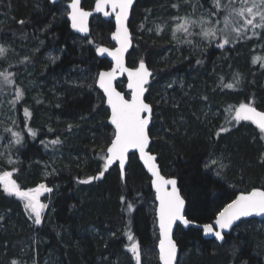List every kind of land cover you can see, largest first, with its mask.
Listing matches in <instances>:
<instances>
[{"label": "trees", "instance_id": "trees-1", "mask_svg": "<svg viewBox=\"0 0 264 264\" xmlns=\"http://www.w3.org/2000/svg\"><path fill=\"white\" fill-rule=\"evenodd\" d=\"M94 1L81 6L92 10ZM209 12L215 13L214 23L223 13L212 0H137L128 24L132 49L126 65L143 60L153 73L144 99L152 107L150 152L160 172L177 179L185 214L197 224L212 223L238 194L264 189L262 133L250 121L234 120L241 103L264 111V61L253 63L254 57L264 58V29L249 28L223 47L218 37L201 36L199 27L173 37L179 22L174 18L198 19ZM67 13L65 2L0 0V46L8 49L0 72L14 74L13 85H0L14 118L10 128L0 126V174L11 172L22 191L40 184L52 190L42 198L47 207L37 225L25 201L0 185V264H136L127 251L128 235L141 246L142 264H159L154 193L136 155L129 157L124 179L115 166L100 180L80 183L103 171L114 133L95 86L98 73L110 68L95 50L113 48L114 25L94 16L89 37H78ZM124 82L117 89L123 91ZM229 83L234 87L227 88ZM16 87L23 97L13 103ZM205 104L217 118L200 120L198 109ZM7 129L19 132L22 143L15 144ZM49 156L61 159L54 175L44 168ZM175 240L177 264H264V220L240 222L224 244L180 227Z\"/></svg>", "mask_w": 264, "mask_h": 264}, {"label": "snow or ice", "instance_id": "snow-or-ice-1", "mask_svg": "<svg viewBox=\"0 0 264 264\" xmlns=\"http://www.w3.org/2000/svg\"><path fill=\"white\" fill-rule=\"evenodd\" d=\"M56 0H52L55 4ZM213 7L217 11H223V28L217 29L215 24L220 23L217 19L215 23L212 16L215 13L209 12L208 16L201 15L198 19L189 17H177L179 22L173 30V37H176L177 32H183L191 35L190 28L199 27L200 35L204 38L215 39L219 34L222 37V42L218 47H223L229 42H234L244 37V33L249 29H264V0H228V3H222L221 0H212ZM133 0H96L95 11L104 12L105 16L109 13L105 11L106 6L110 5L116 18V31L113 33V39L119 45L115 50H109L104 47H98V53H107L114 61V67L111 71L100 72L98 77L99 87L103 89L107 103L111 108V124L114 126V133L111 143L107 146L106 154L103 159L104 170L95 177H89L88 180L80 181V183H90L94 179H100L115 161L119 162L121 169V178L126 176L125 162L129 149H136L140 154L148 171L152 174V186L156 191V199L159 202V207L156 209L159 222V260L161 264H174L177 256V244L172 238L173 224L179 221L185 226L195 223L194 220L187 218L185 214V198L181 196L177 188L175 179H165L160 175L156 164L155 157L146 152L149 146V124L151 121L152 108L145 103L143 97L145 93V85L149 83V78L152 73L149 72L145 62L140 61L138 67L129 69L125 67L123 54L127 51L130 44V37L125 21L128 20L129 8L132 6ZM177 7V5H173ZM70 11L67 15L71 21V27L79 32H87V19L89 12L84 11L79 6V0H71L68 5ZM23 23V21H20ZM143 27V26H142ZM161 29L157 27L159 32ZM253 35L257 33L253 32ZM191 43V41H187ZM8 49L0 46V58L7 55ZM27 59V58H25ZM257 60L264 61V58L254 57L253 63ZM199 63V61H197ZM264 67V62L261 63ZM126 72L128 76V88L131 90V99H126L120 92L112 87V81L115 78L116 72ZM237 83L239 82L237 77ZM14 74L5 70L0 72V85H13ZM227 88H233L234 84H227ZM23 97V90L15 88V100L19 101ZM25 116L30 113L27 109ZM234 120L251 121L256 125L264 138V111H258L252 103H241L234 109ZM226 129H221L225 131ZM10 131L14 143L19 145L22 143L23 136L19 132ZM29 134L35 136V132L28 129ZM53 144L59 143L58 140L52 141ZM2 155V154H0ZM9 163L13 161L9 160ZM216 163V161H213ZM223 166V165H221ZM12 173L5 171L0 174V185L3 186V191L9 196H16L25 201L24 208L30 217L34 216V223H41V212L46 205L40 203L39 196L41 192H50L44 184L38 185L35 189L22 191L16 182L11 179ZM171 186L170 190L167 186ZM123 199V197H122ZM129 209L132 205L129 204ZM264 214V191L253 189L251 192L241 194L227 203L221 210L216 213L214 225L203 224L202 229L205 234H212L216 240H224L222 231L230 229L236 221L242 217H249ZM214 226L219 230L214 231ZM127 239L131 242L127 245V251L132 254L136 264H142V250L138 242L135 241L132 235H128ZM11 264H17L16 260H12Z\"/></svg>", "mask_w": 264, "mask_h": 264}, {"label": "water", "instance_id": "water-1", "mask_svg": "<svg viewBox=\"0 0 264 264\" xmlns=\"http://www.w3.org/2000/svg\"><path fill=\"white\" fill-rule=\"evenodd\" d=\"M51 4H53L52 3V0H48ZM66 1V3H65V7L67 8V10L68 11H70V9L68 8V5L71 3V0H56V2H55V4H59V3H61V2H65ZM136 1L137 0H133V4H132V6L129 8V16H128V20H126L125 21V26L127 27V29H128V24H129V21H130V15H131V13H132V11H133V8H134V6H135V3H136ZM82 3H83V0H79V6H80V8L82 9V10H84V11H87V12H89L90 13V15L88 16V19H87V27H88V31L87 32H79V31H77L76 29H73L72 27H71V21H70V19H69V17H68V15L66 16V18L65 19H67V21H68V23H69V28L71 29L70 31H72L73 33H75L76 35H78V37L80 36V37H82V38H88L89 37V35H90V26H89V24H90V21H91V19H92V17H94V16H100L101 18H103L104 20H106V21H108V20H112V23H113V25H114V30H113V32L111 33V35H110V40L109 41H111V43L114 45L113 46V48H109V47H105V46H98V47H104V48H107V49H109V50H115L119 45L117 44V42H116V40H114L113 39V33L116 31V18H115V13L112 11V9H111V6L110 5H108V6H106V8H105V11H107L108 13H109V15L108 16H105L104 15V12L103 11H101V12H97V11H95V6H96V0L94 1V4H92V10H85L84 8H82ZM128 32H129V37H130V44H129V47H128V49H127V51L126 52H124V54H123V61H124V64H125V67H127V68H129V69H132V68H135V67H138V65H139V63L140 62H138V64L135 66V67H129L128 65H126L127 64V57H128V55H129V51H131V49H132V40H131V32H130V29H128ZM97 47V48H98ZM97 48H96V50H95V54L97 55V57L98 58H100V59H105V60H107L108 62H109V66H110V68L108 69V70H103V72H108V71H111L112 69H113V67H114V61L112 60V57L111 56H109L107 53H103V54H101V53H98L97 52ZM147 66V65H146ZM147 68H148V70H149V72L150 73H152V70L147 66ZM100 72H102V71H100ZM99 72V73H100ZM99 73H98V75H97V77H96V82H95V86H96V90H98L101 94H102V96H103V98H104V101L103 102H105V106L107 107V109H108V119H107V124H108V126H110L112 129H113V131H114V126L111 124V120H110V116H111V108L109 107V105H108V103H107V97H106V95H105V93H104V91H103V89H101L100 87H99V83H98V77H99ZM152 75H153V73H152ZM150 76V78H149V83L148 84H146L145 85V93H144V97H143V99H145V97H146V94H147V90H148V86L150 85V83H151V80H152V78H153V76ZM121 80H125V85H124V88L123 89H125V91H127L128 93H129V97L128 98H126V96H125V93L124 92H122V91H120L119 89H117V83L119 82V81H121ZM128 76H127V73L126 72H120V71H117L116 72V75H115V78L113 79V81H112V87L116 90V91H118V92H120L121 93V95H123L126 99H131V90L128 88ZM145 101V103H147L146 102V100H144ZM147 104H149V103H147ZM150 105V104H149ZM150 107H151V105H150ZM152 108V107H151ZM259 111V110H258ZM251 122V121H250ZM152 123V114H151V121H150V124H149V129H150V127H151V124ZM254 125V124H253ZM256 126V125H255ZM257 127V126H256ZM258 128V127H257ZM151 144H152V139H151V137H150V142H149V146H148V148L146 149V152H148L150 155H152V156H154L155 157V164H156V167H157V169H158V171H159V173H160V175L161 176H163L165 179H175V178H172V177H166V176H164L163 174H162V172H160L161 171V169H160V166H159V164H158V162H157V160L156 159H158V157H157V155L156 154H153V153H151L150 152V149H149V147H151ZM136 155V157H137V161H139V163H140V165L143 167V169H144V173H146L148 176H149V178H150V187H151V190H152V192L154 193V198H155V203H156V206H155V218H156V228H157V233H158V242H157V254H158V261H159V264H161V262H160V260H159V249H158V244H159V222H158V218H157V213H156V209L159 207V202L157 201V199H156V191H155V188L152 186V179H153V177H152V174L148 171V169H147V167L145 166V164H144V162H143V160L140 158V154H139V152H138V150H136V149H129V152L127 153V158H126V162H125V168H127V166H128V161H129V157L131 156V155ZM105 163V162H104ZM115 166H117V168H118V170H119V174L121 175V169H120V166H119V162L118 161H115L111 166H109V168H108V170L107 171H104V175L100 178V179H102L104 176H105V174H107L113 167H115ZM104 170V169H103ZM98 175V174H97ZM100 179H96V180H100ZM176 181H177V179H175ZM177 183H178V181H177ZM168 187V189L170 190V188H171V186L169 185V186H167ZM177 188H178V184H177ZM256 190H260V191H264V189H260V188H255ZM253 190V189H252ZM252 190H250L249 192H251ZM178 191L180 192V189L178 188ZM246 193H248V192H246ZM246 193H240V194H238V195H241V194H246ZM180 194H181V192H180ZM237 195V196H238ZM235 199V198H234ZM185 206H186V201H185ZM185 212H186V208H185ZM247 220H258V221H261V220H264V214H260V215H255V214H253L252 216H249V217H242L239 221H236L235 223H234V225L230 228V229H225V230H223L222 231V234L224 235V240H222V241H218V240H216V238H215V236L214 235H212V234H205L204 232H203V229H202V225L203 224H197V223H193V224H190V225H188V226H185V225H183L182 223H180L179 221H176L174 224H173V229H172V238H173V240L175 241V243H177L176 242V240H175V231H176V229L178 228V227H180L181 229H183V231H185V230H188L189 228H192V229H197V230H199V231H201L202 232V236H203V238H204V240H208V241H214L215 243H218V244H224V241H225V237L226 236H228L230 233H231V231H232V228H235L240 222H242V221H247ZM214 222H215V218H214V221L212 222V223H208V224H211V225H214ZM215 230H219L218 228H216L215 226H214V231ZM180 254V250H179V247H178V245H177V256H176V260H175V262H174V264H177L178 263V260H179V255Z\"/></svg>", "mask_w": 264, "mask_h": 264}, {"label": "rangeland", "instance_id": "rangeland-1", "mask_svg": "<svg viewBox=\"0 0 264 264\" xmlns=\"http://www.w3.org/2000/svg\"><path fill=\"white\" fill-rule=\"evenodd\" d=\"M221 2L222 3H228V0H221ZM237 4L239 5V1H238ZM224 15H225L224 12L222 14L220 13L218 15V19L220 20V23L215 24L217 29L223 28V26H224L223 25V16ZM217 37H218V42L221 43L222 42V37L219 34L217 35ZM48 60L50 62H53L55 60V56H52V55L49 56ZM124 84H125V82H124ZM17 85L20 87L21 83L19 82ZM122 92L125 93L126 98L129 97V93L127 91H125V89ZM198 110H199L198 114H201V115H199L201 121L204 120V121L209 122V121L217 118V116H218L217 111L214 110V108L211 106V104L202 105V107H200V109H198ZM13 120H14L13 113H12V110L10 109V106H9L8 102L5 100V98L2 95H0V126L9 127L10 128V125L12 124L11 122H13ZM0 134H1V132H0ZM1 141H2V138L0 139V147H1V144H2ZM158 153H159V151H158ZM2 156L3 155H0V159H1ZM57 160L60 161L61 159H59V157H56V156H54V157H50L49 156L48 164H46V165L44 164V168L46 170V175H54L58 171L59 168H57L56 165H55L57 163ZM49 193L50 192H43L42 191L40 196H39L40 203L46 205V207H47V202H44L42 198H43L44 195H48ZM46 207L44 209H42L41 217L43 216L42 213L46 210ZM127 243L130 244L131 242L127 239Z\"/></svg>", "mask_w": 264, "mask_h": 264}, {"label": "flooded vegetation", "instance_id": "flooded-vegetation-1", "mask_svg": "<svg viewBox=\"0 0 264 264\" xmlns=\"http://www.w3.org/2000/svg\"><path fill=\"white\" fill-rule=\"evenodd\" d=\"M65 3H66V1H65Z\"/></svg>", "mask_w": 264, "mask_h": 264}]
</instances>
